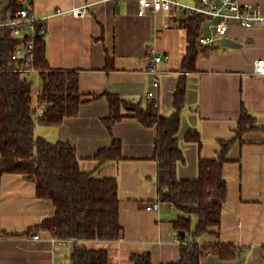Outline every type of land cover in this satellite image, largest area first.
I'll return each instance as SVG.
<instances>
[{"label": "crops", "instance_id": "1", "mask_svg": "<svg viewBox=\"0 0 264 264\" xmlns=\"http://www.w3.org/2000/svg\"><path fill=\"white\" fill-rule=\"evenodd\" d=\"M2 1L7 4L6 11L9 0ZM180 1L195 5L200 0ZM241 1L259 4L264 13V0ZM32 2L35 13L50 15L43 23L50 67L77 71L83 99L79 113L65 117L60 124L38 121L36 135L53 142H71L83 170L96 177H116L119 183L123 237L84 243L107 249L109 264H133L131 254L143 251L151 252L153 264L180 259L182 243L191 239L186 233L184 240H176L180 234L174 220L183 212L158 197L157 126H146L140 118L127 115L110 128L104 119L111 112L108 93L133 104L147 102L151 91L159 100L161 113L170 115L183 74L188 88L178 136L186 162L178 167L180 178H196L200 157H216L220 141L237 136L244 112L255 125L236 139L224 164L228 196L221 225L213 229L218 233L198 239L200 243L240 245V255L224 259L210 253L201 264H264V75L254 73L255 62L264 58V26L246 28L232 23L226 37L242 45L214 43L198 57L196 70L184 71L182 60L188 42L180 24L184 11L180 8L141 16L137 0ZM85 4V16L71 13L72 8ZM59 9L63 13H58ZM165 22L170 25L164 27ZM203 33L210 34L205 23ZM157 53L163 54V60L156 63L154 72L149 64ZM156 79L159 86L154 84ZM190 130L200 132L201 146L185 140ZM114 138L122 142L123 157L100 165L95 154L110 147ZM158 200V210L146 208ZM54 213L52 200L37 196L36 182L21 173H5L0 180V264H73L72 240L64 244L54 241L50 230H34ZM35 234L40 237L34 238Z\"/></svg>", "mask_w": 264, "mask_h": 264}, {"label": "trees", "instance_id": "2", "mask_svg": "<svg viewBox=\"0 0 264 264\" xmlns=\"http://www.w3.org/2000/svg\"><path fill=\"white\" fill-rule=\"evenodd\" d=\"M22 6L20 0H9L6 11L15 15ZM204 23L203 15L183 11L180 24L186 30L188 42L182 60L184 71L196 70L198 57L208 51L209 46L200 42ZM45 37L46 33L36 38L32 63L42 69L39 98L47 106L41 118L35 115L34 107L36 77L16 69L27 64L25 59L13 58L17 46L26 42L27 37L13 38L9 31H5L0 40V180L5 173H21L36 182L38 197L52 200L54 215L34 230L44 228L54 236L72 240L73 264H109L107 249L90 248L84 242L94 239L115 241L123 237L122 199L117 178L96 177L83 170L76 147L71 142H53L36 135L38 121L60 124L65 117L77 115L83 102L79 73L50 67ZM187 88V75L182 74L174 92L175 110L170 115L161 113L154 100L129 104L118 94H107L111 112L104 121L108 127L127 115L140 118L146 126H157L154 159L159 163L156 177L158 197L183 212L174 220V225L178 232L185 231L191 239L182 243L178 261L160 264H201L210 253L232 259L239 257L241 252V246L234 243H200L198 239L206 233H218L213 229L221 225L228 196L224 164L236 139L248 128L255 127L254 120L244 112L237 136L221 140L216 157H200L196 178H180L178 167L186 162V155L178 133ZM185 140L202 145L198 130L188 131ZM122 157V142L117 138L110 147L100 148L94 156L100 165ZM194 215L197 222L193 227ZM130 258L133 264H153L150 251L133 252Z\"/></svg>", "mask_w": 264, "mask_h": 264}, {"label": "built area", "instance_id": "3", "mask_svg": "<svg viewBox=\"0 0 264 264\" xmlns=\"http://www.w3.org/2000/svg\"><path fill=\"white\" fill-rule=\"evenodd\" d=\"M23 6L15 15L5 11L0 6V40L4 37L5 31L13 38L21 39L27 37V41L17 46L13 53L14 59H25L27 64L23 67L16 68L24 72H29L36 77V89L34 91V107L35 115L41 117L46 111V102L39 98V89L41 85L40 73L42 69L33 66L35 59L36 38L39 37L37 27L39 23L42 26L39 33H47V27L43 25L45 19L50 15H38L34 11L32 0H20ZM138 14L143 16L149 12L170 11L174 7L187 11L190 14H201L205 19V26L210 34L203 33L200 42L206 46H213L214 43L222 41L229 32L230 25L236 24L246 28H256L264 26V13L259 4L251 2H243L241 0H200L198 4L187 5L181 3L180 0H137ZM71 13L75 16H85L88 12V4L72 8ZM63 13L62 10H57ZM169 22L164 23V27H168ZM163 60V54H154L150 59L149 69L156 72V63ZM254 73L264 75V58H260L255 62ZM156 86L160 85L159 79L155 80ZM147 99L154 100L155 105L159 106V100L153 92L149 91L146 95ZM1 158V154H0ZM161 201L153 202L147 205L148 210H158ZM54 236V235H53ZM39 234H35L34 238L38 239ZM54 241L67 243V239L53 237ZM177 241H181V236L176 237Z\"/></svg>", "mask_w": 264, "mask_h": 264}, {"label": "water", "instance_id": "4", "mask_svg": "<svg viewBox=\"0 0 264 264\" xmlns=\"http://www.w3.org/2000/svg\"><path fill=\"white\" fill-rule=\"evenodd\" d=\"M42 26V23H39L38 27H37V32L39 36H42L41 33H39V30ZM221 43L224 46H230V47H240L242 44H240L239 42L229 38V37H225L222 39ZM179 234L181 235V237L185 238L186 232L185 231H180Z\"/></svg>", "mask_w": 264, "mask_h": 264}, {"label": "rangeland", "instance_id": "5", "mask_svg": "<svg viewBox=\"0 0 264 264\" xmlns=\"http://www.w3.org/2000/svg\"><path fill=\"white\" fill-rule=\"evenodd\" d=\"M5 1H6V0H5ZM0 6H1L2 8L5 9V7L7 6V4H6V2H3L2 0H0ZM196 220H197V218H196L195 215H194V218H193V227H194L195 224H196Z\"/></svg>", "mask_w": 264, "mask_h": 264}]
</instances>
